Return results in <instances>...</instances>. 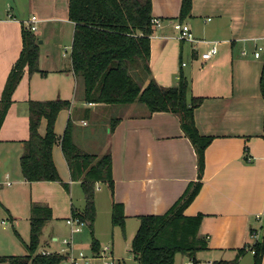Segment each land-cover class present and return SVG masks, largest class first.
<instances>
[{"label": "crops", "instance_id": "1", "mask_svg": "<svg viewBox=\"0 0 264 264\" xmlns=\"http://www.w3.org/2000/svg\"><path fill=\"white\" fill-rule=\"evenodd\" d=\"M181 4L152 0L153 17L163 24L150 37L151 76L166 87L177 85L182 73L188 78V98L203 100L194 111L196 126L213 140L205 151L201 189L184 211L204 214L200 234L208 245L194 256L177 253L174 264L236 258L242 264L250 253L254 264L252 234L261 224L258 216L264 219V60L255 56L257 46L264 45V0H192L184 21L198 42L179 39L173 27ZM33 15L38 17V66L46 73L25 70L0 128V256L29 254L33 204L48 205L53 213L38 253H64L71 236L66 220L85 208L82 182L73 179L60 141L52 149L60 181H28L21 169L30 136L29 101L61 98L71 100V107L58 114V137L72 118L73 139L82 150L112 156L114 191L106 182L96 183L93 235L85 227L76 236L77 248L91 254L95 238L121 261L124 250L131 252L140 216L165 213L198 180L197 153L175 113L150 114L140 102L117 107L83 99L71 58L75 22L69 0H0V99L23 48L22 28ZM212 43L218 52L205 61L201 53ZM46 130L44 117L39 131L45 135ZM114 202L124 206L126 234L112 224ZM92 264L106 263L94 258Z\"/></svg>", "mask_w": 264, "mask_h": 264}, {"label": "trees", "instance_id": "2", "mask_svg": "<svg viewBox=\"0 0 264 264\" xmlns=\"http://www.w3.org/2000/svg\"><path fill=\"white\" fill-rule=\"evenodd\" d=\"M192 0H182L180 20L189 16ZM69 17L75 22L72 45V65L82 86L84 100L94 103L122 106L134 102L144 104L150 114L157 111L175 113L181 120L186 136L191 140L198 156V180L188 184L176 203L165 213L140 216V225L131 240V252L137 264H174L177 253L192 256L207 248V240L200 234L204 214L188 216L186 207L194 200L202 186L205 170V151L213 136L203 135L195 123L194 111L202 98H188L190 82L182 73L177 85L163 86L150 71V37L155 32L152 22V0H69ZM23 48L12 67L1 99L0 128L13 99L12 95L25 70L30 74L38 66L39 38L26 25L22 28ZM147 81V82H146ZM264 90V71L262 75ZM71 100L46 99L29 101L30 136L25 141L21 156L22 173L28 181H60L52 149L60 141L73 179L81 180L86 205L82 212L73 211L87 222L93 235L96 219L95 192L98 181L106 182L114 191L112 156L110 151L97 155L82 150L74 141L73 119L68 120L63 136L58 137L55 123L62 109L70 108ZM47 119L46 134L39 131L42 118ZM116 117L111 124L113 130ZM53 216L48 205L33 204L30 216L29 254L0 256L11 264H60L63 253H38L42 229ZM112 224L126 234L124 206L114 202ZM264 227V226H263ZM92 248L100 250L94 238ZM254 264L264 257V234L253 245ZM243 252V250H241ZM238 259L215 261L213 264H237ZM116 264H125L118 261Z\"/></svg>", "mask_w": 264, "mask_h": 264}, {"label": "built area", "instance_id": "3", "mask_svg": "<svg viewBox=\"0 0 264 264\" xmlns=\"http://www.w3.org/2000/svg\"><path fill=\"white\" fill-rule=\"evenodd\" d=\"M37 21L38 17L36 15H33L29 18L27 22V27L30 30L35 31L37 29ZM152 22L155 27H159L163 24L162 19L157 17H153ZM172 24L178 33L179 39L188 40L191 42H198L187 22L178 20L177 22H172ZM263 48L264 47L261 45L259 46V48H257V50L255 51L256 57H261L262 54L264 56ZM217 52L218 45L216 43H212L209 49L201 53V57L203 60L206 61L213 58L214 55L217 54ZM182 64L185 65L186 63L183 62ZM257 219L261 222V225L259 226L260 229L263 225L264 219L261 216H258ZM66 222L71 227V236L70 238L65 239L67 250L63 253L64 258L60 264H92V260L94 258H99L100 260H103L106 264L117 263L116 260L113 258L111 246L109 245L101 247L98 252L92 251L91 254H88L84 249L77 248L76 236L77 234L81 233L85 229V227H87V222L83 220L81 216L72 214V216L67 218ZM259 236L260 234L258 230H256V232H253L252 238L254 240V243L258 240ZM251 251L254 253L253 248Z\"/></svg>", "mask_w": 264, "mask_h": 264}, {"label": "rangeland", "instance_id": "4", "mask_svg": "<svg viewBox=\"0 0 264 264\" xmlns=\"http://www.w3.org/2000/svg\"><path fill=\"white\" fill-rule=\"evenodd\" d=\"M178 20H176V21H174V22H177ZM257 46V45H256ZM259 46L260 45H258L257 46V48H259ZM261 46H263L264 47V45H261ZM263 50H264V48H263ZM263 50H262V52H263ZM70 51V50H69ZM262 60H264V56H263V54H262ZM186 63V62H185ZM261 225V224H260ZM264 221H263V225H262V227L259 229V227H258V232H259V234H260V236H259V238H261L262 236H263V233H264ZM122 255H123V259H122V261H124V263L125 264H137V262L133 259L134 257H133V255H132V253L131 252H127L126 250H124L123 251V253H122ZM253 257H252V255H251V253L250 254H247V256H246V259H245V261L242 263V264H253V259H252Z\"/></svg>", "mask_w": 264, "mask_h": 264}]
</instances>
